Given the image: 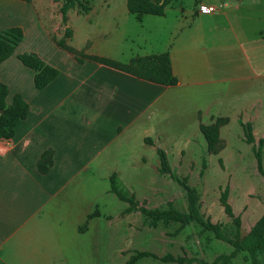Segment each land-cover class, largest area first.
I'll use <instances>...</instances> for the list:
<instances>
[{
	"label": "crops",
	"instance_id": "0c3cea01",
	"mask_svg": "<svg viewBox=\"0 0 264 264\" xmlns=\"http://www.w3.org/2000/svg\"><path fill=\"white\" fill-rule=\"evenodd\" d=\"M191 1L192 10L173 0L164 16L141 21L126 0L93 1L86 13L70 11L57 39L36 21L26 29L10 26L21 28L23 39L0 64V81L7 104L20 94L28 112L0 153V264H105L96 218L89 219L98 210L90 172L110 178L107 169L112 175L138 167L132 162L139 155L129 167L116 164L128 133L150 148L147 138H200L199 126L216 118L228 119L220 139L239 119L264 128V0ZM204 3L223 8L207 14L199 11ZM65 30L71 34L65 45L86 57L127 64L168 51L177 83L161 86L78 61L57 45ZM24 53L57 71L44 89L34 87V71L17 59ZM159 114L165 118L156 121ZM48 150L51 163L41 173L37 165Z\"/></svg>",
	"mask_w": 264,
	"mask_h": 264
},
{
	"label": "rangeland",
	"instance_id": "374dc122",
	"mask_svg": "<svg viewBox=\"0 0 264 264\" xmlns=\"http://www.w3.org/2000/svg\"><path fill=\"white\" fill-rule=\"evenodd\" d=\"M81 1L88 8L93 1L106 0ZM179 2L184 9L192 10L191 0ZM60 7L58 0H31L24 6L18 0H0V30L10 26L26 29L30 23L37 26V22L45 34L57 39L56 34L63 31ZM70 11L83 13L82 8L76 5L67 12V19ZM3 77L4 71L0 67L1 81ZM164 118L163 114H159L155 120ZM239 120L251 125L252 143L245 142L239 123H233L221 131L222 149L217 155L206 154L202 136L189 139L151 138L149 148L144 144L138 145L140 142L131 138L134 133L125 135L116 164L120 163L121 168L129 167L132 156L139 155L136 162H132L133 167H136L135 163L139 165L114 173L117 188L127 198H132L133 207L109 193V178L104 177V171L98 173L91 170L93 195L98 197L100 212L92 213L89 219L96 218L94 232L105 245V264H125L137 253H147V256L135 264H179L173 262L177 258L184 259L182 264H211L216 258L232 252L229 244L217 240L212 232L204 230L198 223L153 222L139 209L188 213L187 189H190L203 221L218 225L221 233L232 240H241L247 235L264 214V174L258 171L254 157L259 141L263 140L261 155L264 173V128L254 129L252 123ZM159 131L155 129L154 137L159 136ZM158 150L165 153L170 174L159 171ZM110 170L106 171L109 177ZM223 191H227L232 217L227 216L220 205ZM102 253L100 244L101 263ZM164 258L167 261H163ZM260 259L262 261V257ZM230 264H251V261L247 253L240 252Z\"/></svg>",
	"mask_w": 264,
	"mask_h": 264
},
{
	"label": "trees",
	"instance_id": "16d2710c",
	"mask_svg": "<svg viewBox=\"0 0 264 264\" xmlns=\"http://www.w3.org/2000/svg\"><path fill=\"white\" fill-rule=\"evenodd\" d=\"M18 1L30 2L31 0ZM58 1L61 2L60 14L62 24H66L67 12L76 5L82 8L83 12L88 11V8L83 5L81 0ZM172 1L173 0H126V7L130 15H133L137 21H141L142 17L145 15L159 17L164 16L166 7ZM70 36V31L65 30L63 38L57 42V45L60 48H63L69 53L75 55L78 61L81 60L78 57L83 59L87 58L110 68L132 75L138 79L161 86H174L177 83L176 77L172 74L170 66V54L168 51L161 54L137 57L132 59L127 64H121L103 58L86 57L85 55H82L77 51L67 47L65 45V40L70 38ZM22 39L23 31L19 27H10L0 30V64L14 54L16 47L20 44ZM17 59L23 66L34 71L33 84L37 90L44 89L56 78L58 74L54 68L46 65L35 53H24L18 55ZM7 97V87L0 81V137L3 139H10L13 137L17 123L24 119L28 112V105L20 94L13 95L10 104H7L6 102ZM227 123L228 119L226 118H216L208 125L201 124L199 126V132L206 144L207 155H217L221 151L222 144L219 130ZM238 123L242 128L245 142L248 144L252 143L253 136L251 133V125L248 123H242L240 120ZM144 141L148 145L152 144L151 139L147 138ZM262 144L263 140H260L259 145L254 152V157L258 171L263 175L264 173L261 155ZM157 155L159 157V171L161 173L170 174V168L168 166L165 153L161 150H158ZM51 156L52 151L49 150L42 154L37 165L38 170L41 173H45L47 171V166L51 163ZM175 181L179 182L177 179H175ZM187 191L189 200L188 213H179L174 210H146L144 208H140L139 210L141 214L151 219L153 222H158L160 220L165 222L173 221L180 223L181 225L192 222L198 223L203 227L204 230L212 232L217 240L223 241L232 247L233 250L229 255L220 256L216 258L211 264H230L235 255L240 252H245L248 254L251 264H264V214L251 228L250 232L241 240H232L221 233L218 225L211 224L207 221L205 222L201 219L197 212L196 199L191 193L190 189H187ZM109 193L117 197L119 201L127 203L130 207L135 206L132 198H127L125 194H123L117 188L115 174H112L109 178ZM219 202L223 207L225 214L229 217H232L233 214L231 207L227 203V191H223V193H221ZM145 256H147V253H137L136 255L131 256L125 264H135L140 258ZM260 257H262V261ZM162 260L167 261L166 258ZM173 262L182 264L184 263V259L177 258L174 259ZM197 264L203 263L198 262Z\"/></svg>",
	"mask_w": 264,
	"mask_h": 264
},
{
	"label": "built area",
	"instance_id": "2783aa9c",
	"mask_svg": "<svg viewBox=\"0 0 264 264\" xmlns=\"http://www.w3.org/2000/svg\"><path fill=\"white\" fill-rule=\"evenodd\" d=\"M223 8L222 4L218 5H200L199 6V11H203L204 13L207 14H214L219 12ZM0 145H4L0 148V153L3 154L6 150V145H7V139H3L0 137Z\"/></svg>",
	"mask_w": 264,
	"mask_h": 264
}]
</instances>
